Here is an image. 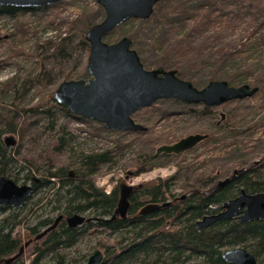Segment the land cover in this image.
<instances>
[{
	"label": "trees",
	"instance_id": "trees-1",
	"mask_svg": "<svg viewBox=\"0 0 264 264\" xmlns=\"http://www.w3.org/2000/svg\"><path fill=\"white\" fill-rule=\"evenodd\" d=\"M243 2L161 0L157 3L150 19L153 18L162 29L159 67L176 70L183 80L187 70L198 67L209 71L208 81L224 80L233 86L248 83V78L251 77L256 82L253 85L260 90V85L264 83V71L254 75L257 71H252V68L258 69L264 61V0H252L254 4L249 3V7ZM52 5L28 10L6 6L0 8V18L16 20L28 12L48 11ZM96 22L87 16L75 19L71 24L73 32L69 35L57 34L54 40H48L39 46L46 54L37 61L38 71L31 80L28 77L13 76L0 82L5 89L4 98H12L10 105L2 103L5 105L3 106L0 103V176L6 175L20 182V175L26 170L23 180H30L35 173L42 180L36 186L35 195L42 193L36 201H29L34 195L21 208L0 206V264H7L6 260L16 255L28 240H33L30 254L33 258L27 263L24 255L27 247L21 257L9 264H83L95 248L105 254L103 264H189L198 261L199 264H231L222 259V254L227 248L238 246L250 250L260 263H264V221L243 224L235 220L217 222L214 227L204 231H199L195 225L204 215L213 214L225 201L235 198L241 189L251 194L264 192V158L250 162L246 167L252 156L264 147L263 141L253 146V150L246 147V142L240 138L247 129L246 124L253 123V119L243 125L235 111L224 119L221 116L214 129L204 133L208 134V138L200 142L215 143L229 133L233 149L228 151V157L217 158L215 163L227 166L237 160L236 163L241 165L242 170L234 169L237 173L231 178V182L223 188L211 190L210 193L185 183V193L178 195L173 191L180 177L179 169L167 179L157 178L133 188L129 194L130 210L126 219L117 216L113 221L107 220L113 216L118 206L125 183L113 187L109 194L104 187L97 185V174L103 166L112 163L114 149L86 152L76 143V138L67 128L56 129L55 122L49 125L50 130L56 133V140L49 148L52 157L37 155L36 160H31L28 165L14 172L18 169L15 153L13 150L8 152L3 137L5 134H18L21 138L26 136L28 129L21 128L19 117L32 111H42L43 115L52 118L54 110L63 111L65 116L75 117L66 106H61L54 100V92L49 89L55 80L52 71L58 68L56 75L63 81L82 78L81 73L79 74V71L83 72L82 66L79 67L75 60L85 56L88 58L91 46L85 35ZM242 23L245 26L243 28L239 27ZM49 28L57 30V23L51 21ZM238 29L241 30L236 33ZM25 32L24 29L22 33ZM13 36L15 34L0 37V48L3 42H8L13 54L18 56L22 49L11 46ZM141 62L143 63L142 60ZM143 64L146 68L145 63ZM20 80L22 87L19 88ZM29 81L39 89L40 98L32 109H25L18 103L28 93L26 84ZM201 106L199 111L190 108L187 114L196 118L203 116L205 121L217 114L216 108ZM171 134L160 133L155 138L145 134L142 139L138 137L140 153L131 161L132 170H128L127 174L139 175L157 166H166L169 161H178L200 145L178 155H156V145L172 144L167 143ZM172 137L176 142L180 140L178 136ZM34 161L37 163L34 164ZM217 173L208 177L207 183L203 178L200 182L213 186ZM147 197V201H144ZM169 201V206L159 211L139 214L147 203L163 204ZM28 204H32V208L23 216ZM38 207H49V212L38 217L33 226L29 224L30 215ZM75 214H89L91 221L82 226L69 227L66 219ZM59 215H63V219L57 228L36 240L40 232L54 224ZM93 231H102L107 238L98 240L90 254H81L76 247Z\"/></svg>",
	"mask_w": 264,
	"mask_h": 264
},
{
	"label": "rangeland",
	"instance_id": "rangeland-1",
	"mask_svg": "<svg viewBox=\"0 0 264 264\" xmlns=\"http://www.w3.org/2000/svg\"><path fill=\"white\" fill-rule=\"evenodd\" d=\"M242 1H244L243 3L248 7L249 3H252V5L254 4L252 0ZM84 16L99 23L103 21L105 11L95 0H67L53 4L48 11L39 10L34 13L28 12V14L20 16L16 20L9 17H1L0 37L4 38L8 34H15V36L11 37V46L22 49V52L18 56L13 54L11 47L8 46L10 44L8 42H3L0 48V82L7 81L13 76L19 78L28 77L27 79L31 80L38 71L37 61H40V59L46 54L43 53V49H40L39 46L48 40H54V37L57 36V34L63 33L64 35H69L73 32L71 24L74 20L82 19ZM149 20L150 22H147V20L132 18L130 22L118 26L112 33L108 34L105 38V42L116 43L124 36L130 37L132 41H134L132 48L138 52L140 59L145 63L146 69L152 70L159 67V60L162 55V51H159V46L163 35L162 29L158 27L157 22L153 18ZM51 21L57 23V30L54 31L49 28ZM243 24L244 23L240 24L239 27H245ZM24 29L26 30L25 34L22 33ZM240 30L241 29H238L236 33ZM86 62L87 56L75 60V63L78 64L79 67L82 66L81 70L83 72L79 71V74L81 73V79L83 80L90 78L86 71ZM242 69L246 70L245 68ZM253 70L257 71L254 75L263 72L264 61L258 69L252 68V71ZM58 71V68L52 71L55 80L50 84L49 89L53 92L60 83L64 82L63 80L58 79L59 77L56 75ZM209 76V71L193 67L192 69L187 70L184 79L189 80L196 88L201 89L208 84ZM75 79L79 78L75 77ZM248 80L249 84L253 85L256 83L251 77H249ZM30 82L31 81L26 84V87L29 90L28 93L25 94L21 102L18 103L19 106L24 107L25 109H32L38 104L40 98L39 89ZM19 84L18 87H22L21 80ZM3 90H5L4 86L0 84V103L10 105V100L12 98H10V100L5 99ZM22 90L24 91V88ZM22 90L20 89L21 93ZM190 108L199 111L202 109V106L185 104L173 99L159 100L151 107H146L137 111L133 115V119L147 127L148 130L145 131V136L155 138L160 133H172L168 137L169 142L167 143H175L176 141L172 139V136L175 135L178 136V138H183L191 133L209 132L210 130H213L215 127L214 125L220 121L221 113H223L225 117H229L231 116L232 111H235L239 114V121L242 122L243 125L253 119V123L246 124L247 129L240 138L246 142V147L253 150V146L260 142L263 141L264 144V83L262 86L260 85L259 92L252 98L231 101L230 103L221 105V107H217V114H215L213 118H210V120L205 121V117L200 115L198 118L190 116L187 114V111ZM41 112L37 113L32 111V113H28L18 119L21 128L24 127L25 129H28V131L24 138H21L18 134H13L17 140L13 151L15 153L14 157L17 161L16 167L18 168L15 169L14 172H18L22 166L28 165L31 160H36L38 157L37 155L41 154L44 157H52L49 148L52 146L53 141L55 142L56 140V133L55 131L50 130L49 125L51 122H55L56 129L58 127L67 128L68 132L76 138V143L86 152H89V150L101 151V149H114V159L112 163L103 166L101 171L97 174V185L99 187H104L106 189L107 186H111V189H113V187L118 184H127L126 182L129 176L127 171L130 169L132 170L130 167L132 164L131 161L140 153L137 139H139L138 137L142 139V135L144 134L140 132L110 131L101 123L80 117L65 116L64 112L60 110H54L52 118L46 114L43 115ZM31 124L32 127H30ZM225 137H227V140ZM225 137H222L220 141L215 143H200V145L194 148V150L183 155L178 161L172 160L169 161L166 166H157L164 168L175 167L176 171L180 169V177L176 181V186H174L173 192L175 194L180 195V193H185L183 188L185 183L202 188L201 190L205 193H210L211 190L213 191V189L216 188L218 183L223 182L226 178H230V176L234 174V169L242 170L241 165L236 163L237 160L233 163H229L227 166L215 163V159L217 158H222L224 156L228 157V151L233 149V147L230 146L232 145V140L229 138V133L225 134ZM228 146H230V148H228ZM157 147H159V145H156L154 150ZM263 158L264 147L252 156L246 167H248L250 162H256ZM35 163L37 162L34 161V164ZM25 173L26 170L20 175L21 180L19 184L25 183L22 179ZM216 173L218 174V177L215 179L216 183L213 184V186L203 185L204 183L200 182L203 178V181L207 183L206 179L214 176ZM35 176L40 178V175L36 173L34 177ZM187 177L189 178L186 182ZM154 180L155 179H149L139 184L141 185ZM41 195L36 194L29 201H36ZM147 199L148 197L144 198V201H147ZM31 208L32 204H28L27 208L24 210L23 216L26 215V213H29ZM15 210L17 211V209ZM48 212L49 207H38L36 212L30 215L31 218L29 217V224L34 226L38 217L48 214ZM6 213L8 214V212ZM83 215L87 218H91L89 214ZM105 238H107L106 233L103 234L102 231H93L90 235H87L82 239L76 249L81 254H90L97 241ZM32 244L33 243L30 244L24 254L27 263L33 258V256L30 255L33 246ZM199 263L200 261L189 264Z\"/></svg>",
	"mask_w": 264,
	"mask_h": 264
},
{
	"label": "water",
	"instance_id": "water-1",
	"mask_svg": "<svg viewBox=\"0 0 264 264\" xmlns=\"http://www.w3.org/2000/svg\"><path fill=\"white\" fill-rule=\"evenodd\" d=\"M62 1L67 0H0V8L9 6L26 10L38 9ZM95 1L104 9L105 17L85 35L91 46L86 62V71L90 78L64 80L54 91V100L59 105L66 106L73 116L101 123L110 131L144 133L148 130L147 127L136 122L133 115L143 108L151 107L159 100L173 99L185 104L213 108L231 101L252 98L259 92L256 85L245 83L233 86L224 80H211L200 89L189 80L181 79L176 70L164 67L146 69L138 52L132 48L133 41L130 37H122L116 43L105 42V38L132 18L149 20L155 5L161 0ZM221 115L224 119L225 115L223 113ZM207 138L208 134L191 133L180 138L178 142L157 147L156 155L182 154ZM6 144L7 146L16 144L15 138L7 137ZM236 173L237 171L234 175ZM70 175H73L72 171ZM230 180L231 177L226 178L219 186L223 187L231 182ZM34 181L35 184L41 183V179L37 177H34ZM133 188L135 187L124 184L118 206L108 221L115 220L117 216L123 219L128 217L129 194ZM35 193L36 187L33 185H20L14 179L0 177L1 207L21 208ZM169 204L170 201L163 204L147 203L139 214L159 211ZM61 219L63 215H59L54 224L41 231L36 240L56 229ZM233 220L241 224L264 221V192L251 194L241 189L235 198L225 201L219 211L204 215L195 225L199 231H204L214 227L217 222ZM66 221L69 227H77L91 220L83 214H75ZM32 242L33 240H28L16 255L6 260V263L9 264L21 257L25 248ZM222 259L231 264H264L260 263L250 250L241 246L227 248L222 254ZM104 260L105 254L95 249L83 264H103Z\"/></svg>",
	"mask_w": 264,
	"mask_h": 264
},
{
	"label": "built area",
	"instance_id": "built-area-1",
	"mask_svg": "<svg viewBox=\"0 0 264 264\" xmlns=\"http://www.w3.org/2000/svg\"><path fill=\"white\" fill-rule=\"evenodd\" d=\"M176 173V168L175 167H157L156 169H152L149 171H146L145 173H140L139 175H135L132 177L127 178V185L135 187L139 185L141 182H145L146 180H157V178L161 179H167L169 176H172L173 174ZM111 186H107L105 189L106 193L111 192Z\"/></svg>",
	"mask_w": 264,
	"mask_h": 264
},
{
	"label": "flooded vegetation",
	"instance_id": "flooded-vegetation-1",
	"mask_svg": "<svg viewBox=\"0 0 264 264\" xmlns=\"http://www.w3.org/2000/svg\"><path fill=\"white\" fill-rule=\"evenodd\" d=\"M213 108H217V107H213ZM221 116H222V115H221ZM222 119H223V118H222ZM9 136H10V137L13 136V137L15 138V136L12 135V134H11V135H10V134H5V136L3 137V142H4V146H6L8 152H9V151L11 152V151L13 150L15 144L12 145V146H11V145L7 146V144H6V138L9 137ZM15 140H16V138H15ZM16 143H17V140H16ZM2 176H5V177H7V178H10V177H8V176H6V175H2ZM2 176H0V177H2ZM233 176H234V174H233L232 176H230V177L233 178ZM35 177H36V176H35ZM30 178H31L30 180H27V181L24 180V181H23V182H25L24 184L33 185V186H35V187H36L37 185H39V184H35L34 176H31ZM10 179H12V178H10ZM12 180H13V179H12ZM14 180H15V179H14ZM41 181H42V180H41ZM17 183L19 184V182H17ZM220 183H221V182H220ZM220 183L217 184V186H216V188H214V190H215V189H220V188H223V187H224V186H223V187H220V186H219ZM24 184H20V185H24ZM40 184H41V183H40ZM227 184H228V183H227ZM225 185H226V184H225ZM31 198H32V197H31ZM29 199H30V198H29ZM27 200H28V199H27ZM27 200H26V203H27ZM26 203H25V204H26ZM9 208H10V207H9ZM11 209H13V208H11ZM219 210H220V209H219ZM219 210H217V211H219ZM217 211H215V212H217ZM210 214H212V213H210ZM213 214H214V213H213ZM32 243H33V242H32Z\"/></svg>",
	"mask_w": 264,
	"mask_h": 264
}]
</instances>
